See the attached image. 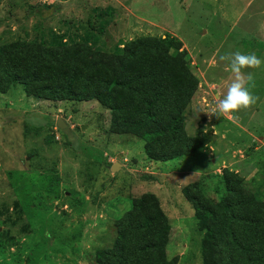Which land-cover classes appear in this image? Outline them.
Instances as JSON below:
<instances>
[{
    "label": "rangeland",
    "instance_id": "rangeland-1",
    "mask_svg": "<svg viewBox=\"0 0 264 264\" xmlns=\"http://www.w3.org/2000/svg\"><path fill=\"white\" fill-rule=\"evenodd\" d=\"M52 34L104 53L139 38L178 41L197 82L185 131L206 145L193 157L152 161L142 140L110 131V112L97 102H50L11 87L0 94V264H97V251L115 241L116 220L145 194L169 221L167 260L211 264L209 235L183 189L216 203L228 171L264 201V65L251 70L253 106L234 120L211 116L232 78L218 55L264 60V0H0V46H48Z\"/></svg>",
    "mask_w": 264,
    "mask_h": 264
},
{
    "label": "trees",
    "instance_id": "trees-1",
    "mask_svg": "<svg viewBox=\"0 0 264 264\" xmlns=\"http://www.w3.org/2000/svg\"><path fill=\"white\" fill-rule=\"evenodd\" d=\"M51 37L48 46H0V94L21 86L26 96L50 102H97L110 112V131L142 140L152 161L193 157L205 147L185 131L197 82L178 41L139 38L104 53L68 35ZM222 184L216 203L183 189L198 229L209 235L206 256L211 264H264V201L237 174L224 171ZM115 231L111 248L97 251V264H174L166 258L169 221L155 196L138 198Z\"/></svg>",
    "mask_w": 264,
    "mask_h": 264
},
{
    "label": "clouds",
    "instance_id": "clouds-1",
    "mask_svg": "<svg viewBox=\"0 0 264 264\" xmlns=\"http://www.w3.org/2000/svg\"><path fill=\"white\" fill-rule=\"evenodd\" d=\"M218 62L226 64L232 78L223 97L217 98L211 116L234 120L237 113L249 109L259 99L251 91V88L255 86L251 70L264 65V60L255 52L244 53L237 50L218 55Z\"/></svg>",
    "mask_w": 264,
    "mask_h": 264
},
{
    "label": "water",
    "instance_id": "water-1",
    "mask_svg": "<svg viewBox=\"0 0 264 264\" xmlns=\"http://www.w3.org/2000/svg\"><path fill=\"white\" fill-rule=\"evenodd\" d=\"M56 128H57L58 130H60L61 132H63V134H64L68 139H70V138L72 137L70 129L68 128V126L66 125V123H65L62 119H58V120L56 121ZM117 168H119V165H118V164L113 165V166H112V171H115Z\"/></svg>",
    "mask_w": 264,
    "mask_h": 264
}]
</instances>
